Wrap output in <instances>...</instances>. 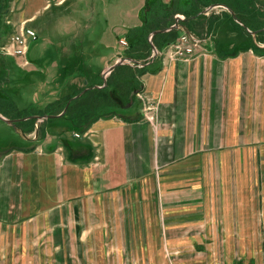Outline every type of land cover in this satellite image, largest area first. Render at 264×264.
I'll use <instances>...</instances> for the list:
<instances>
[{
    "label": "crops",
    "instance_id": "0c3cea01",
    "mask_svg": "<svg viewBox=\"0 0 264 264\" xmlns=\"http://www.w3.org/2000/svg\"><path fill=\"white\" fill-rule=\"evenodd\" d=\"M147 1L3 0L0 45L50 10L69 20L55 49L29 59V46L27 64L0 56V115L17 128L0 123L18 137L0 142V264H264V0H199V17L177 12L158 31L204 42L189 60L157 48L161 69L137 75L153 120L139 96L135 111L115 100L135 119L113 112L82 132L67 116L117 60L151 59L152 45L146 59L133 47ZM218 4L242 24L222 6L205 12Z\"/></svg>",
    "mask_w": 264,
    "mask_h": 264
},
{
    "label": "trees",
    "instance_id": "16d2710c",
    "mask_svg": "<svg viewBox=\"0 0 264 264\" xmlns=\"http://www.w3.org/2000/svg\"><path fill=\"white\" fill-rule=\"evenodd\" d=\"M2 2L3 0H0V20L2 17ZM189 7V4L185 6L184 10H181V5L179 3V0H172L171 4H164L161 0H154L151 2L150 0L147 1L143 11H142V18H143V27L136 29L134 34H137L140 36V39L138 42H136L133 47L137 48V50L141 49L142 47L148 48V53L144 57L145 58L151 54V44L148 41V36L151 32L156 30H165L166 28H169L175 20V15L177 12L183 13L187 19L199 17L200 11H203L206 5L201 4L199 0H195V4ZM188 7V8H186ZM186 22V21H185ZM180 25H184L188 27L184 22ZM189 28V27H188ZM180 32H182L181 29H172L169 31L164 32H158L154 38L153 42L159 49V51H162L166 46L174 43L176 39L178 38ZM1 34V30H0ZM1 37V35H0ZM137 57V56H134ZM163 57V56H162ZM160 55H157V57L154 59V62L148 66L144 67H136L133 68L130 65H119L113 73L108 77V85L104 88H92L86 90L80 97L72 99L73 95L67 98L65 102H63V106L65 107L67 102L72 99L68 111L67 116L70 118V120L73 123V126L75 125L77 130H80L83 132V129L88 128V126L93 123L96 119L101 117V115H94L93 111L96 109V106H91L90 103H86L85 99L86 97H93V98H100L101 100H97L102 105L100 106H106L109 107V100L115 102V100L112 98L109 88H112L118 93V96L120 98H123V96L132 94L135 90L140 88V84L137 81V75H142L146 72H157L159 69H161V65H158V62H160L161 58ZM147 61V60H146ZM121 74V77L116 80V74ZM115 78V79H114ZM114 79V80H113ZM84 89V88H83ZM83 89L79 90L76 94H79ZM75 94V95H76ZM133 96V95H132ZM122 100V99H121ZM130 101V99L128 100ZM125 103V99L123 100ZM128 103V102H127ZM85 108L84 110H79L80 108ZM110 115V114H109ZM108 116V115H103ZM124 119L131 120L134 117L126 114L122 115ZM135 119V118H134ZM85 132V130H84Z\"/></svg>",
    "mask_w": 264,
    "mask_h": 264
},
{
    "label": "rangeland",
    "instance_id": "374dc122",
    "mask_svg": "<svg viewBox=\"0 0 264 264\" xmlns=\"http://www.w3.org/2000/svg\"><path fill=\"white\" fill-rule=\"evenodd\" d=\"M92 1L93 0H87V3L88 6L90 7V10L92 9ZM65 11L63 12H57V10L55 11V13H51V10L48 11V13L42 17L39 21H37L36 23H34L33 25H31L32 27H34L36 29V31L38 32V35H39V40L36 41H31L30 42V45H31V51L28 55V58L29 59H33L32 57L34 55H37L38 53H41L43 52L42 49H55L53 47V44H51V41H55L56 39V36H58L61 32L64 31L65 29V24L67 23V21L69 20L68 16H64L65 14ZM62 17V18H58V17ZM81 15H79L80 17ZM58 18V20H56V18ZM77 17L78 19L75 20L76 22L74 23V26H76V28H78L79 32L82 33V31H84L86 29L85 27V23L81 18ZM4 23V20L3 22H1L0 24V30L3 34H5L8 30H5L4 27H3V24ZM100 21L97 20V17L95 16L94 19L92 20L91 24L94 28V30H97L99 29V25H100ZM5 30V31H4ZM171 45V44H170ZM7 56V55H3L0 53V56ZM2 57H0L1 59ZM5 59V58H4ZM8 59V57H7ZM9 60H15V58H9ZM12 70V73L8 76L10 77H15V70L11 69ZM0 76H1V73H0ZM119 76H121V74L118 73L117 77H116V80L119 78ZM17 77V76H16ZM115 79V78H114ZM113 79V80H114ZM99 85H103V81L101 80L100 84ZM27 91L29 92V90L27 89ZM109 91H110V94L113 93L115 95L118 96V93L113 90L112 88H109ZM31 94V93H30ZM137 94V93H136ZM135 93H132L130 94V96L128 97V95H125L123 96L122 99H125V104H129L131 103V105L133 104L134 102V105L133 107L131 108L133 111H135L139 106H141V102L138 100V97L140 99H144V100H149L150 103L153 101V99L149 98V97H145L143 95H136ZM82 95V94H81ZM80 95V96H81ZM133 95V96H132ZM78 98V97H77ZM130 99V101H128ZM97 100H101L100 98L96 99V98H93L92 96L91 97H86L85 99V102L86 103H90L91 106H96V109H94L93 111V114L98 116V115H109L113 112H115L116 114H128L130 113L129 111H125V109L117 106L116 102H113L111 101V99L109 100V104L110 106L109 107H104V106H100L99 105H102L100 102H98ZM128 102V103H127ZM63 107V106H62ZM85 108H80L79 110H84ZM64 109L62 108V110H58V112L61 113V111H63ZM73 124V123H72ZM0 142H2L3 144L6 143L8 140H11V139H17L18 137H16V134L15 133H12L10 132L11 134L9 135H6V133H4V128L2 126V123H0ZM12 136V137H11ZM170 255V254H168ZM160 261L157 263L159 264ZM138 264H140V262H138ZM160 264H178V262L175 260V259H169L168 261L166 262H161Z\"/></svg>",
    "mask_w": 264,
    "mask_h": 264
},
{
    "label": "built area",
    "instance_id": "2783aa9c",
    "mask_svg": "<svg viewBox=\"0 0 264 264\" xmlns=\"http://www.w3.org/2000/svg\"><path fill=\"white\" fill-rule=\"evenodd\" d=\"M37 39V33L34 29L21 25L16 31L12 32L8 39L0 45V53L8 56H16L24 58L23 64H27L29 61L26 58L30 42ZM127 41L122 39L121 44L126 45ZM204 39L194 36V34L182 33L179 38L168 46L166 55H169L174 59H185L189 60L193 58L198 51V48L203 44ZM146 106L145 116L150 120L154 117L149 112L152 111L153 107L149 100H144ZM149 102V103H148ZM79 136L80 134H76Z\"/></svg>",
    "mask_w": 264,
    "mask_h": 264
},
{
    "label": "water",
    "instance_id": "95a60500",
    "mask_svg": "<svg viewBox=\"0 0 264 264\" xmlns=\"http://www.w3.org/2000/svg\"><path fill=\"white\" fill-rule=\"evenodd\" d=\"M215 6H222L224 8L227 9V11H229L235 18L236 20L242 24V22L236 17V14L234 11H232V9L228 8L227 6L223 5V4H218V5H213L211 7H209L207 10H205V12H208L209 10L213 9ZM168 29H171V28H168ZM184 32L187 33V34H192L190 33V31L184 27ZM159 30H156V31H153L151 34H150V42H151V45H152V50H153V53L151 55V59L147 62H144V61H140V60H136V59H133V58H129V57H125V58H120L119 60H117L115 63H113L111 66H109L108 69H106V71L103 73V79H104V83L103 85H95L93 87L95 88H103V87H106L108 85V76L109 74L119 65H122V64H135V65H138V66H146V65H149L150 63H152L154 61V58L156 57V55H158L159 51L157 49V47L155 46V43H153V36L158 32ZM89 88H86L84 89L81 93H79L78 95H76L74 98L76 97H79L82 93H84L86 90H88ZM112 98L114 100H116L119 104H121L122 106L124 107H127L128 105H123V102L122 100H120V98L118 96H116L115 94H111ZM70 104V101L68 102L65 110L67 109L68 105ZM0 118H2L3 120H5L6 122H8L9 124H11L12 126H14L15 128H17V121L16 120H12V119H5L4 117H2V115H0Z\"/></svg>",
    "mask_w": 264,
    "mask_h": 264
}]
</instances>
